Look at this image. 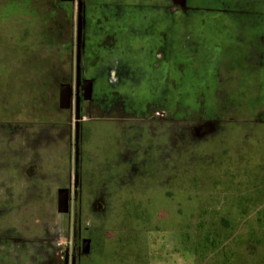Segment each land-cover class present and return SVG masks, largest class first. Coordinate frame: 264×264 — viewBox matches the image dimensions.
Instances as JSON below:
<instances>
[{
    "label": "rangeland",
    "instance_id": "374dc122",
    "mask_svg": "<svg viewBox=\"0 0 264 264\" xmlns=\"http://www.w3.org/2000/svg\"><path fill=\"white\" fill-rule=\"evenodd\" d=\"M187 4L86 0L80 16L75 2L0 0V264H57L74 232L92 264H264V0ZM84 23L134 80L98 91L127 109L80 119L75 162L73 103L58 108L53 79ZM110 139L124 162H109Z\"/></svg>",
    "mask_w": 264,
    "mask_h": 264
},
{
    "label": "flooded vegetation",
    "instance_id": "af4514ba",
    "mask_svg": "<svg viewBox=\"0 0 264 264\" xmlns=\"http://www.w3.org/2000/svg\"><path fill=\"white\" fill-rule=\"evenodd\" d=\"M61 2H75L77 4V8L80 7V16L82 13L85 15V6H86V0H60ZM168 3H170L169 10L173 11V9H178L180 11H183L187 13L189 11V6L187 4V0H167ZM83 31L81 30V34L79 35V41L77 46V52H76V46H75V56L74 61L72 59L73 65L69 66L68 69H66L65 75H61V77H56L53 79V84L57 87V106L59 109H65L59 107V94L61 90V86L67 85L69 87L71 92V98L72 103L74 107V116L78 115V127L81 128L82 124H80V119L87 115L88 117H93L94 114L98 110L104 109L106 111L114 112V117H117L116 113L118 110L120 111H126L127 105L124 99H119L118 96L115 94L117 92H112L113 96L106 102L107 94H98V91L101 89L105 90H111L114 91L117 89L118 85L123 86H131L134 79L130 78L128 79L129 75L128 70L124 69L122 67L123 65L118 64V58L119 56L116 55V49L113 48V44L109 41H105V39L98 41L96 38V46H90L89 42H87V34H86V23L83 24ZM105 30V29H104ZM110 31V30H108ZM109 35V34H108ZM76 39V37H75ZM114 40V38H112ZM116 40V39H115ZM98 41V42H97ZM88 43V44H87ZM110 52L111 55L109 58L104 60L106 57L104 56L106 53ZM112 52L115 54L113 55ZM102 53V54H100ZM78 54V57H77ZM89 54H95L96 58L95 60H88L87 57ZM90 63V64H89ZM128 80V83L126 84L124 80ZM90 84V92L86 93L85 88ZM121 104V105H119ZM131 103H129V106ZM128 106V107H129ZM69 109L70 108H66ZM160 113H157V117L166 118L168 117V114L165 110L161 108ZM155 117V116H154ZM109 122H102V125L104 126V134L107 132H111L114 128V125H110L113 122L115 123V120L117 118L111 119L107 118ZM112 122V123H111ZM82 123V122H81ZM90 124L96 123V121L90 119ZM108 127L109 131L106 130ZM94 133V132H93ZM104 139L106 136L104 135ZM118 144L116 143V139H110V143L107 147L108 149V159L111 163L121 162V160L124 162L125 159L121 157V160L118 159V150H117ZM126 147V146H125ZM121 155V154H120ZM122 156V155H121ZM104 160H107L104 158ZM103 160V161H104ZM81 177H77L76 180L73 181L72 186L68 185L65 187L69 188V195L70 198H76L78 199L79 196V187L81 186ZM100 205H98L99 207ZM97 207V208H98ZM70 209V205H69ZM69 213V211L67 212ZM66 213V214H67ZM89 239V246L88 251L83 252L82 251V240L83 239ZM70 246L65 247L63 250H59L56 262L57 264H92L90 258H87L89 256L91 251V238L89 237H81L77 238L76 233L74 232V235L71 239ZM70 249V250H69ZM47 264H51L50 262H47ZM95 264V263H94Z\"/></svg>",
    "mask_w": 264,
    "mask_h": 264
},
{
    "label": "water",
    "instance_id": "95a60500",
    "mask_svg": "<svg viewBox=\"0 0 264 264\" xmlns=\"http://www.w3.org/2000/svg\"><path fill=\"white\" fill-rule=\"evenodd\" d=\"M79 41V35L77 36V42ZM79 46V44H78ZM78 57V54H77ZM85 92H90V84L85 88ZM59 107L60 108H71L72 107V98L71 92L67 85L61 86L60 94H59ZM75 118L78 120L79 116L76 115ZM78 135H79V127L78 121L75 123V162L78 160ZM77 179V174L75 180ZM57 207L56 210L59 213H67L69 211L70 205V195H69V188L68 187H59L57 189ZM89 246V239L82 240V251L87 252Z\"/></svg>",
    "mask_w": 264,
    "mask_h": 264
}]
</instances>
